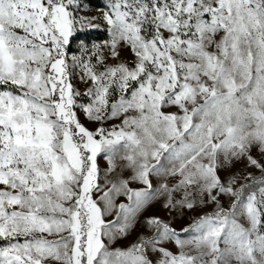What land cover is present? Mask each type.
<instances>
[{
	"label": "snow or ice",
	"instance_id": "1",
	"mask_svg": "<svg viewBox=\"0 0 264 264\" xmlns=\"http://www.w3.org/2000/svg\"><path fill=\"white\" fill-rule=\"evenodd\" d=\"M0 264H264V0H0Z\"/></svg>",
	"mask_w": 264,
	"mask_h": 264
},
{
	"label": "rangeland",
	"instance_id": "2",
	"mask_svg": "<svg viewBox=\"0 0 264 264\" xmlns=\"http://www.w3.org/2000/svg\"><path fill=\"white\" fill-rule=\"evenodd\" d=\"M95 3L100 4L102 0H94Z\"/></svg>",
	"mask_w": 264,
	"mask_h": 264
}]
</instances>
